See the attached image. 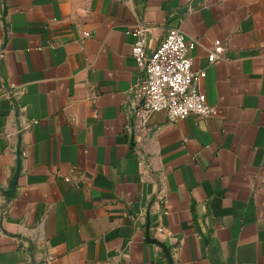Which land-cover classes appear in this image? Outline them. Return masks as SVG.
<instances>
[{
    "label": "crops",
    "instance_id": "0c3cea01",
    "mask_svg": "<svg viewBox=\"0 0 264 264\" xmlns=\"http://www.w3.org/2000/svg\"><path fill=\"white\" fill-rule=\"evenodd\" d=\"M139 25L194 41L215 116L132 141ZM158 242L264 264V0H0V264H169Z\"/></svg>",
    "mask_w": 264,
    "mask_h": 264
},
{
    "label": "built area",
    "instance_id": "2783aa9c",
    "mask_svg": "<svg viewBox=\"0 0 264 264\" xmlns=\"http://www.w3.org/2000/svg\"><path fill=\"white\" fill-rule=\"evenodd\" d=\"M148 26L139 25L128 33L135 35L132 44L138 76L129 91L133 105L126 131L137 142L146 135L152 113L162 111L167 121L173 122L188 115L200 118L215 116L216 107L209 104L200 82L204 69L192 68L190 50L194 41H187L178 25L170 26L157 47L147 51ZM222 44L216 41L209 50L210 62L220 57Z\"/></svg>",
    "mask_w": 264,
    "mask_h": 264
},
{
    "label": "water",
    "instance_id": "95a60500",
    "mask_svg": "<svg viewBox=\"0 0 264 264\" xmlns=\"http://www.w3.org/2000/svg\"><path fill=\"white\" fill-rule=\"evenodd\" d=\"M177 15L174 16L173 19H175L177 17ZM19 166L20 165H19V162H18L17 168H16V172H15L14 178L12 180V184H11V186L9 188L8 194H12V192H13L14 185L16 183V178H17V175H18V172H19ZM147 228H148V225H147ZM153 241H156V240L153 239ZM159 244L161 245L162 249L164 250V252H165V254H166L167 258H168L169 264H174L173 261H172L171 255H170V249L168 247H166V245H164L163 243H159Z\"/></svg>",
    "mask_w": 264,
    "mask_h": 264
}]
</instances>
